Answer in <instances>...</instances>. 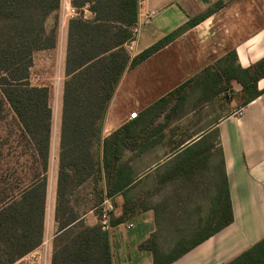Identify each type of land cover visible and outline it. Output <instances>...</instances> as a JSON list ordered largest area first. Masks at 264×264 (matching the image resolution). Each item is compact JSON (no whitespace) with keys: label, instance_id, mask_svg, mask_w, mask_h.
Returning <instances> with one entry per match:
<instances>
[{"label":"crops","instance_id":"1","mask_svg":"<svg viewBox=\"0 0 264 264\" xmlns=\"http://www.w3.org/2000/svg\"><path fill=\"white\" fill-rule=\"evenodd\" d=\"M217 1L140 0V15H155L142 28L136 57L213 10ZM225 2L168 45L128 67L108 104L91 153L100 163L96 188L114 205L110 232L114 264H154L153 254L140 246L160 230L167 232L161 239L175 244L185 228L203 233L215 229L221 221L217 213L223 206L224 179L232 222L172 264H228L264 239V76L256 83L261 95L248 101L236 81L226 93L219 84L216 94L210 81L215 70H208L232 52L243 69L264 61V0ZM71 8V0L62 1L58 16V104L51 105L50 95L42 244L16 263L36 254L49 235L60 234L55 209L69 23L82 17L72 15ZM83 17L93 15L86 10ZM166 97L170 100L162 103ZM134 112L138 116L131 119ZM84 187L95 184L86 180L74 195H82ZM80 217L86 226L98 224L94 204Z\"/></svg>","mask_w":264,"mask_h":264},{"label":"trees","instance_id":"2","mask_svg":"<svg viewBox=\"0 0 264 264\" xmlns=\"http://www.w3.org/2000/svg\"><path fill=\"white\" fill-rule=\"evenodd\" d=\"M139 1L71 0L82 17L69 23L55 209L60 234L55 238L52 264H114L110 233L103 231L99 224L86 226L70 205L75 189L100 174L99 160L94 159L91 148L99 137L108 104L128 67L144 61L187 28L199 24L226 5L224 0H218L213 10L193 18L186 27L131 60L124 45L131 37L130 28L138 20ZM61 5L62 0H0V91L34 145L44 173L19 197L13 196L0 206V264H15L42 244L52 110L48 88L31 86L29 69L36 52L54 48L55 40L46 34L45 23ZM86 10L93 15L92 19H84ZM236 60L235 52L219 60L208 69L215 70L210 81L216 85V94L220 93L219 84L221 91L226 93L231 82L236 81L251 101L262 93L257 90L256 83L264 76V61L243 69L236 65ZM183 87L176 92H181ZM170 97L161 102L169 101ZM96 194L99 196L95 203L98 216V207L104 197H100L101 191ZM222 204L221 214L217 213V219L221 218V221L215 229L205 233L196 231L193 240L180 236L166 250L158 248L161 237L165 238L167 233L160 230L140 248L153 254L154 264H172L232 222L225 179ZM228 264H264V239Z\"/></svg>","mask_w":264,"mask_h":264},{"label":"rangeland","instance_id":"3","mask_svg":"<svg viewBox=\"0 0 264 264\" xmlns=\"http://www.w3.org/2000/svg\"><path fill=\"white\" fill-rule=\"evenodd\" d=\"M60 13L59 11L52 13L45 23L46 34L55 40L54 48L36 52L29 69L30 85L38 86L35 84H40L41 86L38 87L48 88L52 106L58 104V16ZM12 112L13 110L0 91V206L10 200L11 197H18L37 177L44 176L41 161L34 154L31 140L24 136L21 129H18ZM97 180L96 176L92 177L91 181L95 187L82 188V195L72 194L73 212L80 215L83 209L98 202ZM91 192L93 196H90ZM196 231L200 230L185 228L181 231L183 232L182 237L193 240ZM55 238L56 235H49L36 254L15 264H52ZM169 241L168 239H161L162 245L160 244L161 247L158 248L161 250L168 249ZM1 255L4 254L1 253Z\"/></svg>","mask_w":264,"mask_h":264},{"label":"built area","instance_id":"4","mask_svg":"<svg viewBox=\"0 0 264 264\" xmlns=\"http://www.w3.org/2000/svg\"><path fill=\"white\" fill-rule=\"evenodd\" d=\"M72 15L76 16L78 15V11L75 8H71ZM155 15L154 12L148 13L144 16L138 15V20L136 23L130 28L131 31V37L130 39L125 43L124 48L128 55L130 56V59H134L136 57L137 47L139 43V38L141 35L142 28L149 24L151 21V18ZM138 113L134 112L130 115L131 119L137 118ZM98 224L100 225L101 229L105 232H111V218L112 214L114 212V205L112 203V200L108 197H105L103 202L98 207ZM132 225H129L128 228H131Z\"/></svg>","mask_w":264,"mask_h":264}]
</instances>
